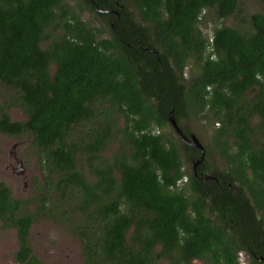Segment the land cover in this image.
<instances>
[{
    "label": "trees",
    "instance_id": "trees-1",
    "mask_svg": "<svg viewBox=\"0 0 264 264\" xmlns=\"http://www.w3.org/2000/svg\"><path fill=\"white\" fill-rule=\"evenodd\" d=\"M260 2L230 25L240 0H0V133L31 137L42 217L74 229L84 264H264ZM170 112L212 133L196 167ZM29 203L0 182L16 258L46 264Z\"/></svg>",
    "mask_w": 264,
    "mask_h": 264
},
{
    "label": "rangeland",
    "instance_id": "rangeland-1",
    "mask_svg": "<svg viewBox=\"0 0 264 264\" xmlns=\"http://www.w3.org/2000/svg\"><path fill=\"white\" fill-rule=\"evenodd\" d=\"M70 4L75 6L74 1ZM261 7L260 0H240L237 12L227 20V23L234 25L238 18L243 16V13H252L260 10ZM82 15L91 24L100 26L105 23L97 15H90L87 11ZM213 25V22H209V27ZM4 92L6 94L3 89ZM1 96L0 86V100ZM10 113L14 120L25 118L20 107L12 108ZM183 126L191 129L190 134H194L204 146H212V133L209 128L206 126L202 128L196 122L183 123ZM165 130L172 132L169 125ZM174 133H176L175 130ZM114 147L112 145L105 155L110 156ZM44 181L38 156L31 143V137L16 138L0 133V182L6 183L15 197L29 200L28 209L37 216V221L33 225L30 235V242L35 254L42 255V259L48 263L84 264V245L81 237L73 232L74 229L62 221H56L51 214L42 217L43 212H41L37 202L39 201V193H41L40 185ZM17 247L18 239L15 230L0 224V264H17L14 258ZM160 264H168V261L162 259ZM196 264H200V262L196 261ZM243 264H247L246 260Z\"/></svg>",
    "mask_w": 264,
    "mask_h": 264
},
{
    "label": "water",
    "instance_id": "water-1",
    "mask_svg": "<svg viewBox=\"0 0 264 264\" xmlns=\"http://www.w3.org/2000/svg\"><path fill=\"white\" fill-rule=\"evenodd\" d=\"M169 120L172 124V126L174 127L175 131L177 132L178 136H180L184 141H186L187 143L189 144H192L196 147H199L200 150H201V157L200 159L195 163L194 167H196L197 164H199L203 159H204V156H205V149H204V146L202 145V143L199 141V139L194 135V134H191L190 137H187L181 130V128L179 127L174 115H173V112H170V115H169Z\"/></svg>",
    "mask_w": 264,
    "mask_h": 264
},
{
    "label": "flooded vegetation",
    "instance_id": "flooded-vegetation-1",
    "mask_svg": "<svg viewBox=\"0 0 264 264\" xmlns=\"http://www.w3.org/2000/svg\"><path fill=\"white\" fill-rule=\"evenodd\" d=\"M191 136V134H189V137ZM1 224V226H3V224L2 223H0ZM35 223H33L32 225H31V227H30V229H29V240H30V235H31V233H32V230H33V225H34ZM10 229H14V228H10ZM15 230V232H16V235H17V230L16 229H14ZM17 239H18V247H17V249H16V251H15V253H14V258H15V261H16V263L17 264H24L23 262H20V261H18V259L16 258V252L20 249V242H19V238H18V235H17ZM30 245H31V242H30ZM31 247H32V245H31ZM33 248V247H32ZM33 252H34V249H33ZM35 253V252H34ZM40 259H42L43 257H42V255L40 256V255H37ZM46 264H54V263H48V262H46V260L45 259H42Z\"/></svg>",
    "mask_w": 264,
    "mask_h": 264
}]
</instances>
